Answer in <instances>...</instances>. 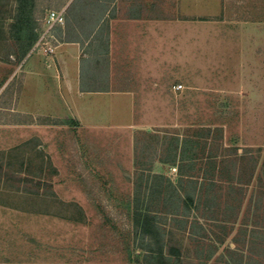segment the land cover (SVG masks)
Segmentation results:
<instances>
[{
  "label": "rangeland",
  "instance_id": "1",
  "mask_svg": "<svg viewBox=\"0 0 264 264\" xmlns=\"http://www.w3.org/2000/svg\"><path fill=\"white\" fill-rule=\"evenodd\" d=\"M22 1L0 0V264H264V0ZM69 40L130 123L77 122Z\"/></svg>",
  "mask_w": 264,
  "mask_h": 264
},
{
  "label": "crops",
  "instance_id": "2",
  "mask_svg": "<svg viewBox=\"0 0 264 264\" xmlns=\"http://www.w3.org/2000/svg\"><path fill=\"white\" fill-rule=\"evenodd\" d=\"M211 7H213L211 10L207 8V13L218 15L222 10V0H212ZM198 9L199 7L197 6L190 9V15H202ZM61 45L66 48L65 50L70 54V58L72 59V65L66 63L65 67L62 68V72L68 78L72 77V90L76 89L77 91V105L74 102V110L77 109L75 113L77 122L84 125L90 124L91 126L100 124L103 120L99 114L103 113V115H117L125 123H130L134 110V92L131 90L114 91L110 88H94L91 84H88L82 72L80 59H87L88 57L87 55L80 57L82 51L80 48V40H69L63 42ZM63 59L61 57L62 63H64ZM99 109L104 110V112L99 111Z\"/></svg>",
  "mask_w": 264,
  "mask_h": 264
},
{
  "label": "built area",
  "instance_id": "3",
  "mask_svg": "<svg viewBox=\"0 0 264 264\" xmlns=\"http://www.w3.org/2000/svg\"><path fill=\"white\" fill-rule=\"evenodd\" d=\"M175 89L176 90H181L182 89V85L179 84V85L175 86Z\"/></svg>",
  "mask_w": 264,
  "mask_h": 264
},
{
  "label": "trees",
  "instance_id": "4",
  "mask_svg": "<svg viewBox=\"0 0 264 264\" xmlns=\"http://www.w3.org/2000/svg\"><path fill=\"white\" fill-rule=\"evenodd\" d=\"M20 5L23 3L22 0H19ZM23 5V4H22ZM30 32H33V27H31Z\"/></svg>",
  "mask_w": 264,
  "mask_h": 264
}]
</instances>
